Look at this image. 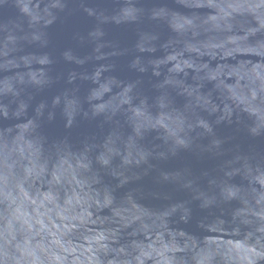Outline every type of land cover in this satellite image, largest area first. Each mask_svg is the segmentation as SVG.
I'll list each match as a JSON object with an SVG mask.
<instances>
[{
    "label": "water",
    "instance_id": "1",
    "mask_svg": "<svg viewBox=\"0 0 264 264\" xmlns=\"http://www.w3.org/2000/svg\"><path fill=\"white\" fill-rule=\"evenodd\" d=\"M0 264H264V0H0Z\"/></svg>",
    "mask_w": 264,
    "mask_h": 264
}]
</instances>
